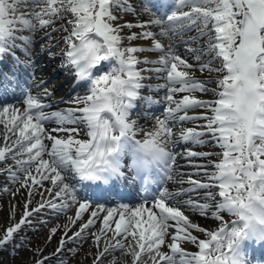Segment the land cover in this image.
I'll return each mask as SVG.
<instances>
[{
	"label": "snow or ice",
	"instance_id": "6c2138e0",
	"mask_svg": "<svg viewBox=\"0 0 264 264\" xmlns=\"http://www.w3.org/2000/svg\"><path fill=\"white\" fill-rule=\"evenodd\" d=\"M120 8L121 0H0V59L5 54L14 56L11 49L21 47L17 40L23 45L32 42L18 32L35 31L37 25L42 29L70 16L69 27L63 29L68 32L64 37L65 64L75 70L78 81L90 82L89 94L76 101L83 107L45 113L42 98L51 95L47 89L39 96L27 92L23 111L12 105L0 107L4 142L0 162L9 157L15 161V166L5 171L13 182L19 181L22 173L21 187H30L29 181L40 187L49 182L47 191L52 198L45 202L47 207L63 211L75 205L73 223L88 213L69 240L86 239L82 233L97 220L102 222L99 234H91L98 248L93 264H103L102 258L108 260L109 256H113L110 264H120L116 251L125 257L123 264H248L246 242H264V0H176V10L163 11L160 16L152 11L159 10L156 0H143L139 11L151 18L139 25L117 24L115 10ZM152 25L159 28L158 33L147 30ZM134 26L145 31L125 38L123 28ZM193 30L197 34L183 41L186 51L197 62L202 55L210 56L207 63H200V70L216 72L220 78L196 79L189 71L193 65L177 54L173 45L165 47L157 38L171 41ZM203 37L208 38L204 47H190ZM138 38L153 41L151 50L164 54L156 61H141L137 54L147 49L123 44L125 39L131 42ZM214 61H219L218 67H210ZM101 62H110V71L93 76V69ZM142 62L161 65L148 71L165 74L166 83L159 87L167 89V107L164 118H157L155 128L138 140L139 129L130 119L132 109L138 99L158 103L152 97H141L145 70L138 65ZM209 83L217 87L208 88ZM196 92H214L216 99H200L192 95ZM177 93L189 94L177 99ZM195 108L207 109L211 115L190 116L189 110ZM197 119L206 122L204 130L183 129L180 138L202 145L206 143L202 137L210 136L221 149L215 153L218 159L194 165L196 173H181L188 179L178 183L190 187L177 192L161 188L173 179L177 167L176 154L167 147L174 142L173 125ZM49 120L58 125L51 131L44 127ZM67 125H83L87 139H78L80 129ZM125 155L131 157L127 167ZM185 155L210 157L214 153L189 150ZM194 175L203 178L194 179ZM121 184H139L144 193L142 202L132 207L120 204L106 208L98 203L93 207L91 199L78 195L83 188L106 191ZM153 187L155 192H150ZM202 189L208 191L201 199L215 203H201L191 196L180 199ZM212 189H218L215 195ZM30 203L29 199L21 218L0 234V247L11 242L23 226L31 224L33 213L45 207L41 203L28 210ZM183 207L201 216L210 214L220 224L214 230L201 227ZM223 213L235 219L225 221ZM192 230L206 238L200 239ZM56 231L51 229L53 234ZM109 232L112 236L99 249L102 236ZM65 242L62 236L57 252ZM184 243L198 250L188 251ZM165 247L168 251L162 250ZM35 264L44 261L36 260Z\"/></svg>",
	"mask_w": 264,
	"mask_h": 264
},
{
	"label": "rangeland",
	"instance_id": "374dc122",
	"mask_svg": "<svg viewBox=\"0 0 264 264\" xmlns=\"http://www.w3.org/2000/svg\"><path fill=\"white\" fill-rule=\"evenodd\" d=\"M158 2H166L168 4H171L174 10L176 0H156ZM137 5L134 4L133 7H125V9H128L127 11H123V16H120L119 19H117L116 23L125 25V24H133V25H139L142 21L149 20V18H145L144 15H142L139 12L136 11L134 8H136ZM23 10V9H22ZM119 9H116L117 11ZM187 10V9H185ZM173 11V10H172ZM156 12V11H155ZM68 19H71L70 16H67L64 19H58L56 20L51 26L40 28L37 25V28L35 31H31V34L37 33L38 38L39 37H45V39L42 38L40 40V43L43 47V50L45 53H47V57L45 58V62H49L51 60L52 66L60 65L62 63H65V56L60 58V54L64 55V51L67 47L64 37L68 35V32L64 31L63 29L66 27H69L68 25ZM128 28V27H127ZM154 28V25L150 26L147 30H152ZM55 29V30H54ZM70 30V28H69ZM127 33L124 35L126 38L127 36L131 35L133 32L139 34L145 29L134 26L131 28L126 29ZM24 33L18 32V34ZM123 34V33H122ZM143 38H138V42ZM207 37H203L200 39L202 41V46H205V42L207 41ZM135 41H128L125 39L123 41V44L125 47L130 45H135L138 47L143 46L139 45L140 43ZM148 40V39H143ZM193 45V44H192ZM190 45V46H192ZM51 51V52H50ZM177 54H180L183 58L187 59L190 64L193 65V67L189 70L192 75L196 77L198 80H216L219 77V74L216 72H209L207 70L201 71L200 70V63H207L211 57L210 56H204L201 59V62H197L196 60H192V54L189 52H182L179 53L178 49H175ZM138 53V57L141 53ZM203 56V55H202ZM154 65V63H153ZM219 61H214L210 67H218ZM146 72V71H145ZM147 73V72H146ZM152 71L150 72V74ZM64 75H67L64 73ZM208 88L215 89L217 85L215 83H209L207 85ZM209 95V97H212V99H216V95L214 92H204ZM202 94L200 92H197V95ZM56 96L57 94H53ZM71 99V97H70ZM69 100V99H68ZM165 112H159L157 115H155V119L151 123L150 127L147 130L143 129V133L139 136L141 137V140L145 138V133L148 131H152L157 123L156 118H164ZM202 137V139H204ZM207 138H210V136L207 135ZM79 139V137H78ZM80 139H87V137H82ZM215 147V148H214ZM205 152L211 151H217L220 152L221 149L214 143H211L210 145H205ZM218 159L216 155L210 156V159ZM208 160H205V162ZM10 166H15V161L12 160L10 157L7 159L6 162H0V213L4 209V201L5 198H7L9 195L16 192L18 194L17 196V206L14 207L13 214H10V221L9 225L11 223L17 222L23 212L25 211V205L28 203L29 199L31 200V203L28 204V210L37 208L38 205L41 203H45L47 200L51 199V195L49 192H45V186L43 184V187H40L39 185L32 186L31 182L29 181L30 187H20V181L23 180V174L19 177V181L13 182L8 173L5 171ZM51 187V186H50ZM31 192V194H30ZM211 203V202H210ZM73 210V206L69 207L66 210L63 211H53L51 208L47 207V204L45 203V207L41 209L39 212H34L33 215L29 218L31 220L30 225L23 226L22 230L19 232V234L15 235L14 239L6 244L3 247H0V264H35L36 260H43L44 264H93V258L98 252V248L94 242V239L92 237V233L99 234V230L101 229L99 221H96V223L88 230H86L84 233H82L83 236H86V239H71L69 240L68 237H73V234L80 230L81 224L84 223L87 220V213H84L83 216L75 220V223H73V219L75 216H72L70 213ZM226 216H224L225 218ZM232 216H227V220L229 222V218ZM214 223L207 224V223H198L201 227H204L209 230L216 229L220 221H217L214 219ZM8 225V226H9ZM57 228V231L53 234L51 232V229ZM193 234L198 236L200 239L206 238L204 233L197 232L195 230H192ZM65 232L67 235L65 236ZM3 231L0 230V234H2ZM64 236L65 238V244L63 245V248L61 251L57 252V249L60 247V240L61 237ZM112 236V232H109L107 236H102L99 249H103L105 246L106 240H108L109 237ZM49 237H51L49 239ZM184 248L191 250V251H197V247L195 246H187L186 243L182 245ZM115 258L120 261V264H123V261L125 257H123L119 251H116L114 253ZM113 259V256H109L108 260H103V264H110L111 260Z\"/></svg>",
	"mask_w": 264,
	"mask_h": 264
},
{
	"label": "bare ground",
	"instance_id": "6f19581e",
	"mask_svg": "<svg viewBox=\"0 0 264 264\" xmlns=\"http://www.w3.org/2000/svg\"><path fill=\"white\" fill-rule=\"evenodd\" d=\"M141 4H142L141 2H137V7L139 9L141 7ZM152 11H154V10L152 9ZM140 13L142 15H146V16L149 15L148 13L141 12V11H140ZM153 32L158 33L159 28L156 26V28ZM196 34L197 33L195 30H193L191 32H185L182 35H178L173 42L168 40L167 38H161L159 36L157 38L161 39V42L165 45V47H168L169 45L173 44L174 48L175 49L177 48L179 50L178 52L182 53V52L186 51V47H187L183 43V41L188 40V38L190 36H195ZM182 36H184V37H182ZM29 37L31 38L32 42L30 44L26 45L25 53L26 54L29 52L33 53L34 51H37L40 53V51L42 50L41 45L39 44L40 39L34 38V36L32 34ZM43 39H45V37ZM140 41H142V42H138V40H137V42L140 43L141 46H143L145 49H147L144 52V54L140 55L141 61H144L145 59H151L152 61H156L164 54V53L157 51V50H151L153 41L143 40V39H141ZM190 47L196 48V47H199V45L196 43ZM202 47H204V46H202ZM41 53H42V51H41ZM43 56H44V54L40 55L36 61L32 62L31 63L32 65H30L29 70L27 69V67L24 68V70L27 72L30 79H32L31 76L33 75V73L35 71H37V73H38L37 78L32 79L33 81H30L28 79V77L26 78V84L24 83L25 86L23 85V91H22V96H25V98H26L25 94L27 92H30L34 96H39L44 92V89H47L48 92L51 93V95H52L53 91L55 92L58 88H60L61 82L66 83L68 80L73 79L72 77L67 79L66 76H62L65 69H68L71 66L63 64V65H58V68H55V69L54 68L51 69V67H48L49 69H47V64L42 62ZM192 60H195L193 58V56H192ZM147 65H148V63H143V62L140 64V66H144L143 68L145 70H147L146 75H144V77L147 76L146 83H143L144 87L147 86V88L149 90V93L146 95V97H152L153 100L158 101V103H151V104L147 102V104L150 106V107H147V112L149 115H151L153 113H156L157 109H155V108H159L162 105H166V107H167V102L164 99L166 92H167V89L159 87L160 85H163L166 83L165 74L163 72L153 71V73L150 74L151 71H148V69L159 68V67H161V65L156 64V63H155V65L152 64L151 67L147 66ZM31 67H32V70H31ZM57 74L60 75V77L62 76L63 80H58L57 82H50V84H49L48 82L52 79V77L56 78ZM24 79H25V77H24ZM56 80L57 79H55L54 81H56ZM41 81H43V83H41ZM64 83H62V84L64 85ZM4 84H5V87H8L10 85L9 80H5ZM44 84H47V85L44 86ZM70 88H71V86L64 88L62 90L63 93H61L58 96L52 97L51 95H49L47 97H43L42 103L44 105H46V107L43 109V111L45 110L44 111L45 113L50 114L53 112L64 111V110L70 109L66 104H64L62 102L63 98L68 95V92H69L68 90H70ZM28 89H30V90H28ZM154 90H157V91L159 90L160 94H158V92H155ZM160 91H163V93ZM3 92L4 91L0 90V93H2V96L6 100H7V97L11 96V94L13 93V92H5V95H3ZM182 96H183V93H177L176 94L177 99L181 98ZM201 99H203V98H201ZM6 100L0 99V102H2V103H0V107L6 106L4 103ZM204 100H209V99L205 98ZM24 101H25V99H24ZM16 107L21 109V111H23V109L26 107V104L23 102V103L18 104ZM148 114L146 116H148ZM188 114L190 116H199L202 114L211 115L210 112L207 111V109H203V108L191 109V110H189ZM146 120H147V118L140 117V120L136 121V123L137 122L139 124L145 123ZM149 122H150V119L148 121H146V124L148 125ZM205 123L206 122L203 119H197V120H190V121H183V122L177 121L173 125V132L175 133V135L173 136L174 142L169 144L167 147H168L169 151L176 154V165H177V167L174 169L173 179L164 182L161 185V188L166 187L171 192H177L181 188L190 187V185L188 183H184V184L178 183V181H180V180L186 181L188 179L187 175H180V174L181 173H183V174L196 173L197 169H196V171H191L189 169V167H194V165H196V164H204L203 160L207 159V157H187L185 155L187 151H189V150L196 151L194 148H198V147H200V145L193 144L191 141H183L180 138L179 133L181 130L187 129V128H195L198 131H202V130H204L202 126ZM57 126L58 125L56 124L55 120H49V121L45 122V124H44V127L48 131H51L53 128H56ZM67 126L68 127H74V125H67ZM80 126H83V125H80ZM136 127H138L137 124H136ZM0 128H2V126H0ZM52 134L57 135V133H54V132ZM58 135L64 136L65 133H59ZM211 141H213V140H211ZM45 142L48 143V141H45ZM209 142H210V140H209ZM3 143H4L3 139H2V137H0V146H3ZM213 143H214V141H213ZM196 152H200V150H197ZM209 160H212V159L209 158ZM207 163H205V164H207ZM209 170H211V169H209ZM20 176L21 175H19V177ZM23 177H24V175H23ZM193 178L194 179H202L203 177L194 175ZM37 179H39V176H37ZM23 180H24V178H23ZM44 186H45V188H44L45 192H47V189L50 188L51 185L49 184V182L44 181ZM20 187H21V184H20ZM206 191H208V190L202 189V190H199L198 193H190L189 195L181 196L180 199L185 200V199H188L189 196H191L194 199L201 200L202 201L201 203H204V202L215 203L214 201H205V200L201 199V197L204 196V193ZM211 191L215 195V193L218 191V189H212ZM150 192H155V191L151 190ZM86 193H88L87 190H86ZM17 196H18V194L16 192H14L13 194H11L7 198H5L4 209L0 213V230H2V231L9 225V221H10L9 216H10V214H13L14 207L17 206V202H18ZM216 199L219 200L220 198L217 196ZM141 202L142 201H137L136 204L132 205V206H136ZM182 210L185 211V214L188 215L189 218L193 222H197V221L201 222L202 220H205L208 224H210L213 221V220H209L206 218L208 216H211L210 214L208 216H201L199 214V212L191 211L187 207H183ZM76 211H77V208L75 205H73V210L70 214L72 216H75ZM103 215H104V213H100L101 217ZM86 217L88 218V213H87ZM97 221H99L98 222L100 224L99 227H102V222L100 220H97ZM113 228H114V225H113ZM186 244H187V246H190V247L195 246L191 243H186ZM195 248H196V246H195ZM162 250L168 251V249L166 247L163 248ZM188 251H191V250H188ZM191 252H194V251H191Z\"/></svg>",
	"mask_w": 264,
	"mask_h": 264
}]
</instances>
